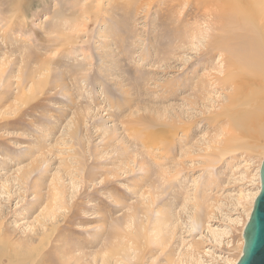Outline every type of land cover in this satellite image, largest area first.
<instances>
[{"label":"rangeland","instance_id":"1","mask_svg":"<svg viewBox=\"0 0 264 264\" xmlns=\"http://www.w3.org/2000/svg\"><path fill=\"white\" fill-rule=\"evenodd\" d=\"M204 1L0 0V264L236 261L264 135L230 118L264 120V83L223 114L235 30Z\"/></svg>","mask_w":264,"mask_h":264},{"label":"bare ground","instance_id":"2","mask_svg":"<svg viewBox=\"0 0 264 264\" xmlns=\"http://www.w3.org/2000/svg\"><path fill=\"white\" fill-rule=\"evenodd\" d=\"M97 1L99 2V0H96V2ZM156 1L158 0H143V2L147 7H149L152 3ZM213 1L216 3L215 5L217 7L224 10L220 12H222L225 15V18L223 17L224 19L223 21L226 23V25L234 26V30H235L233 34H227L223 32V34L225 35H222L223 38H226L228 40L227 48L226 50H223L227 56L226 61L224 62V64L226 63L225 68H227L226 71L227 73L225 72L224 76L222 77L225 78L224 80L225 83L223 86L229 87L230 88L229 90H232L231 96L235 94L234 106L232 108L225 110L223 106L221 110L222 112L224 110L223 114L225 113V115H230L233 110H234L233 113L242 114L244 111L243 108L237 106V102L239 103V99H238L239 95L242 94L244 90H249V92L255 91L259 89L258 84L264 83V0H205L204 2L210 3ZM234 18L235 21L237 19L236 22L234 21ZM220 19L222 18H219V20ZM238 21L242 23L239 29H237ZM221 25L224 26V24ZM224 27H221V29ZM230 30L231 29L228 28V31ZM224 31L227 32V29H225ZM1 72L2 71H0V73ZM262 94H264V87L260 88L255 92L254 95L255 100H253V103L251 104L256 105V103L258 102L257 99H259L260 95ZM262 112L264 113V110H262L261 113ZM144 119H145L144 122L146 124V127H144L143 129L144 133L142 134V137L137 136L139 137L138 139H140L139 142H142V145H144V147H146L147 150L153 148V146L156 143H160L163 146L169 147L171 139L173 138L171 137V135L174 136L173 132H175L177 129L175 128L173 131H171L172 133L171 135H169V132H167L165 136L159 138V136L162 135L165 130V129L163 130V128L160 129V127H165L166 126L165 123H161L159 128L156 126L157 129H160L159 132L156 131V128L155 131H152L153 128H151L150 126L151 125L155 126L158 124H156L155 121L152 120L151 118H144ZM262 119H263L262 117H258V116L239 117V116L231 115L230 121L232 122V127L240 132L239 134H241V132L249 133L250 131H254L256 128H258L260 133L264 135V120L262 121ZM184 130L185 128L183 127L181 129V132H184ZM140 134L141 133H139L138 135ZM162 145H160L161 148L163 147ZM259 148L260 146L255 145L252 146L251 149L253 151H256ZM259 187H260V182H259ZM259 187L257 191L254 194H252L251 198H249L251 199V203H250L251 207L248 211L247 220L249 218L253 201L259 192ZM51 230H52L51 232L54 233L55 228ZM49 239L50 238L48 237L47 241H45L44 243V246L48 245ZM42 248L43 247L41 246L39 252L42 250ZM126 249L127 247L123 244L122 245L116 244L115 246L110 247L108 250L104 252L105 256L100 258L101 259L100 264H109V262L112 261L113 256L121 255L120 258H122ZM239 257L236 259V261L233 264H236Z\"/></svg>","mask_w":264,"mask_h":264},{"label":"water","instance_id":"3","mask_svg":"<svg viewBox=\"0 0 264 264\" xmlns=\"http://www.w3.org/2000/svg\"><path fill=\"white\" fill-rule=\"evenodd\" d=\"M259 192L242 231L243 246L236 264H264V160L259 168Z\"/></svg>","mask_w":264,"mask_h":264}]
</instances>
